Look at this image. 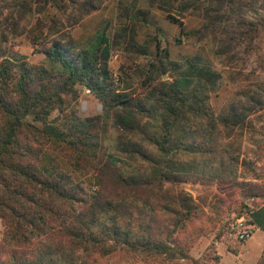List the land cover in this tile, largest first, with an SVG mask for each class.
Returning a JSON list of instances; mask_svg holds the SVG:
<instances>
[{"label": "trees", "instance_id": "obj_1", "mask_svg": "<svg viewBox=\"0 0 264 264\" xmlns=\"http://www.w3.org/2000/svg\"><path fill=\"white\" fill-rule=\"evenodd\" d=\"M32 1L24 4L32 8ZM190 1L121 2L115 25L84 43L42 48L40 63L2 56L0 264H220L213 246L200 258L191 252L226 216L245 217L264 232V145L253 158L239 153L252 112L244 114L247 106L236 101L216 111L210 96L219 74L212 66L174 60L163 29L146 39L155 28L146 5L181 24L175 15ZM30 18L40 21L39 14ZM116 52L146 63L135 75L116 77ZM86 90L103 106L99 126L75 120L61 129L62 115ZM112 121L142 135L148 147L132 137L120 153L103 148L97 130ZM118 155L147 165L125 168ZM179 155L192 157L187 167ZM82 157L96 163L87 186L62 164ZM215 178L232 180L233 188L217 193ZM188 183L202 192L194 197Z\"/></svg>", "mask_w": 264, "mask_h": 264}, {"label": "rangeland", "instance_id": "obj_2", "mask_svg": "<svg viewBox=\"0 0 264 264\" xmlns=\"http://www.w3.org/2000/svg\"><path fill=\"white\" fill-rule=\"evenodd\" d=\"M25 1L0 0V34H3L0 35V61L2 56H17L27 57L34 64L40 63L45 58L42 48L52 45L68 48L71 43L86 42L98 30L115 25L118 4H132L135 0H59L58 7L54 0H38V3L30 4L32 8L26 6ZM137 1L140 4L144 0ZM146 6L155 22V28L146 36L148 41L158 37V28L163 29L168 34L166 47L174 60L208 63L219 74L217 87L210 96L214 109L220 111L236 101L242 108L247 106L248 109L242 110L244 114L252 112L246 124L254 129L249 126L245 131L239 153L242 157L253 158L264 145V0H191L189 6L179 8L176 13L179 16L175 15L181 24L171 23L156 4ZM30 13L40 15L38 24L30 18ZM192 31L196 34H190ZM145 63L144 58L133 60L127 53L116 52L110 67L116 77L123 73L127 78L135 75L134 71ZM164 78L168 79V75ZM248 91H251L253 101L246 98ZM253 110L258 112L253 113ZM103 114L102 104L86 90L72 109L62 115L59 127L64 129L75 120L88 119L99 126ZM103 127L97 131L101 135V146L109 152L117 147L125 149L128 138L141 141L143 137L120 128L114 121ZM236 135L237 132L231 133L228 141L235 140ZM141 142L148 147L145 140ZM150 151L157 156L156 150ZM117 153L120 152L117 150ZM65 154L73 153L67 150ZM118 157L121 159L119 164L125 168L141 170L147 165L141 158L130 161L124 156ZM177 158L184 167L192 160L189 155ZM77 160L75 158L69 165L67 162L62 164H66L75 183L93 184L95 160L83 157ZM231 181L215 178L213 188L217 193L227 192L233 188ZM185 188L194 197L202 192L200 184L188 183ZM236 219L235 215L226 216L210 235L198 241L191 255L200 258L213 246L221 257L220 264H258L264 251V232L256 230L252 239L242 243L231 230ZM2 232L0 221V240Z\"/></svg>", "mask_w": 264, "mask_h": 264}, {"label": "built area", "instance_id": "obj_3", "mask_svg": "<svg viewBox=\"0 0 264 264\" xmlns=\"http://www.w3.org/2000/svg\"><path fill=\"white\" fill-rule=\"evenodd\" d=\"M231 230L238 241L244 243L252 239L257 229L254 225L248 223L245 217H241L231 224Z\"/></svg>", "mask_w": 264, "mask_h": 264}, {"label": "crops", "instance_id": "obj_4", "mask_svg": "<svg viewBox=\"0 0 264 264\" xmlns=\"http://www.w3.org/2000/svg\"><path fill=\"white\" fill-rule=\"evenodd\" d=\"M257 231H260V230H257Z\"/></svg>", "mask_w": 264, "mask_h": 264}]
</instances>
